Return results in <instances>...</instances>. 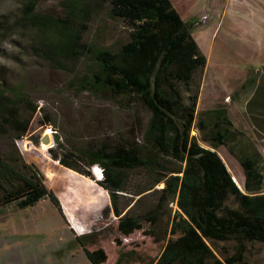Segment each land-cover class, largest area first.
Here are the masks:
<instances>
[{"label": "trees", "instance_id": "obj_1", "mask_svg": "<svg viewBox=\"0 0 264 264\" xmlns=\"http://www.w3.org/2000/svg\"><path fill=\"white\" fill-rule=\"evenodd\" d=\"M40 1L22 0L20 16L9 25L32 34L33 55L56 68L85 56L95 66L87 80L82 79L87 90H104L128 109L143 106L149 117L143 145L136 147L125 148L104 135L60 157L40 144L33 148V160L43 175L35 164L25 162L14 144L42 110L0 77V138L10 141L8 154H0V210L8 205L25 209L48 199L83 235L96 216L94 198L105 195L110 207L103 208L104 213L111 211L119 234L128 237L143 230L144 224L154 227L164 206L175 202L173 227L183 237L167 246L158 264H200L202 257L211 256L206 242L220 239H233L240 247L229 264L241 260L246 244L264 245V157L234 126L226 107L196 110L199 85L194 77L206 66V58L192 37L193 21H183L169 0H107L110 18L121 20L130 30L128 39L112 50L82 42L92 8L100 3L65 0L63 15L55 17L37 11ZM246 108L255 131L264 135V89L255 91ZM43 117V124H51L45 113ZM52 134L46 128L43 136ZM57 140L54 136L59 145ZM220 147L240 166L242 190L219 156ZM53 161L76 179H49ZM172 163L177 167L171 168ZM92 167L102 170L100 180H95ZM136 169L151 182L149 189L161 183L163 187L155 189L158 197L150 209L123 213L119 197L128 193L129 175ZM44 177L55 183L59 201L46 188ZM84 237L76 240L89 263L103 264V249L87 250Z\"/></svg>", "mask_w": 264, "mask_h": 264}, {"label": "rangeland", "instance_id": "obj_2", "mask_svg": "<svg viewBox=\"0 0 264 264\" xmlns=\"http://www.w3.org/2000/svg\"><path fill=\"white\" fill-rule=\"evenodd\" d=\"M63 1H40L37 11L62 16ZM92 1L100 6L92 8L82 42L117 50L128 39L129 28L121 20L110 18L107 0ZM177 1L182 6L181 17L193 21L192 37L206 58V66L194 77L199 85L196 110L226 107L234 126L253 140L264 157V135L255 131L246 108L255 91L259 87L264 89V0ZM21 3L22 0H0V77L10 87H19L42 110L34 114L25 135L14 142L25 162L35 164L41 171L33 160V148H39L46 128L55 132L51 135L50 148L60 157L65 151L83 147L91 139L104 135L125 148L143 145L147 109L143 106L128 109L104 90H87L82 79L87 80L95 66L85 56L56 68L33 55L32 34L9 26L20 16ZM44 113L51 120L47 126L43 124ZM191 133L196 134L195 129ZM9 145V140L0 138L1 156L8 154ZM48 149L47 156L51 159ZM217 152L242 190L240 166L223 147ZM57 167L53 161L49 179L58 176L76 179L67 171L57 172ZM170 167L177 165L172 163ZM150 183L142 170L130 173L128 193L119 197L123 213L139 214L153 207L158 197L155 189L163 184L149 189ZM44 184L48 189L50 184L46 185L45 177ZM108 197L94 198L96 204H92V210L96 216L82 240L89 251L103 249L106 254L103 264H158L167 246L183 237L173 227L178 210L175 202L164 206L162 217L154 227L144 224L143 230L128 237L120 235L117 218L111 211H103L110 207ZM86 218L88 221L90 217ZM76 237L62 209L59 212L48 199L25 209L8 205L0 210V264H90ZM206 245L211 256L202 257L200 264H229L237 251H241L233 239L206 242ZM240 259L234 264H264V245L246 244Z\"/></svg>", "mask_w": 264, "mask_h": 264}, {"label": "crops", "instance_id": "obj_3", "mask_svg": "<svg viewBox=\"0 0 264 264\" xmlns=\"http://www.w3.org/2000/svg\"><path fill=\"white\" fill-rule=\"evenodd\" d=\"M170 2H171V4H172V6L174 7V9L176 10V12L179 14V16H180V18L183 20V21H185V19L184 18H182L181 17V12L179 11V9L182 7L181 5H180V3H179V1H177V0H169ZM51 165V164H50ZM58 169H56V171L57 172H64L65 170H67L68 168H64V167H62V166H59V167H57ZM85 177V176H84ZM45 183H46V185H48L47 183H49V182H47V181H45ZM50 184V183H49ZM55 183H53V184H50L49 185V187H48V190H49V192L53 195V196H55L56 198H57V196H56V193L57 192H55V190L53 189V185H54ZM57 200H58V198H57ZM59 201V200H58ZM108 205V204H107ZM106 205V206H107ZM74 230V229H73ZM87 233H88V231H87ZM87 233H85V234H83V235H78L77 234V236H86L87 235Z\"/></svg>", "mask_w": 264, "mask_h": 264}, {"label": "water", "instance_id": "obj_4", "mask_svg": "<svg viewBox=\"0 0 264 264\" xmlns=\"http://www.w3.org/2000/svg\"><path fill=\"white\" fill-rule=\"evenodd\" d=\"M51 141H52V136L50 137L49 135H46V136L44 135L43 137L40 138L39 143L43 144V145H48L49 146L48 148H50L51 147ZM92 172H93L95 177L99 176V172L96 171L95 168L92 169Z\"/></svg>", "mask_w": 264, "mask_h": 264}, {"label": "built area", "instance_id": "obj_5", "mask_svg": "<svg viewBox=\"0 0 264 264\" xmlns=\"http://www.w3.org/2000/svg\"><path fill=\"white\" fill-rule=\"evenodd\" d=\"M53 134H55V132H53ZM97 168H98V172H99V176H100V177H97V176H96L95 179H96V180H100L101 177H102V170H101L99 167H97Z\"/></svg>", "mask_w": 264, "mask_h": 264}, {"label": "bare ground", "instance_id": "obj_6", "mask_svg": "<svg viewBox=\"0 0 264 264\" xmlns=\"http://www.w3.org/2000/svg\"><path fill=\"white\" fill-rule=\"evenodd\" d=\"M236 183H237V181H236Z\"/></svg>", "mask_w": 264, "mask_h": 264}]
</instances>
